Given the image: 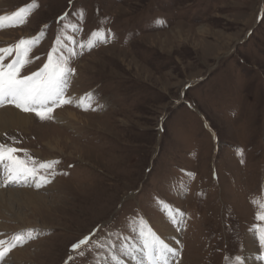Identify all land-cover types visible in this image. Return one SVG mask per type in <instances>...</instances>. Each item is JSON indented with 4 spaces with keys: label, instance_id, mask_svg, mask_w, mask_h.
I'll return each mask as SVG.
<instances>
[{
    "label": "rangeland",
    "instance_id": "rangeland-1",
    "mask_svg": "<svg viewBox=\"0 0 264 264\" xmlns=\"http://www.w3.org/2000/svg\"><path fill=\"white\" fill-rule=\"evenodd\" d=\"M21 10L23 23L0 25V48L38 40L21 75L54 46L71 50L66 95L84 101L0 131V142L60 161L52 183L29 187L41 200L25 196L0 218V240L35 237L0 264H104L140 244V218L160 231L171 211L184 214L178 264L264 257L252 203L264 202V0H0V17ZM84 236L86 254L71 252Z\"/></svg>",
    "mask_w": 264,
    "mask_h": 264
},
{
    "label": "snow or ice",
    "instance_id": "snow-or-ice-1",
    "mask_svg": "<svg viewBox=\"0 0 264 264\" xmlns=\"http://www.w3.org/2000/svg\"><path fill=\"white\" fill-rule=\"evenodd\" d=\"M24 10L15 13L12 17H0V24L4 20H11L12 26L23 23L22 13ZM64 19L61 17V20ZM73 30H78L75 27ZM98 42H104V33L93 32ZM59 42V37L57 38ZM37 39H20L15 45L0 48V108L12 106L23 113H31L41 121L54 119L55 109L64 105L75 104L77 107L83 106L84 97L73 99L66 95L70 77L74 74V69L70 67L71 56L74 52L64 51L58 46H54L47 55V61L39 70L30 75H21L22 69L30 64V52ZM94 41L89 40L87 47H94ZM85 47V45H81ZM8 57L12 59L5 63ZM39 59V57H37ZM89 107H91V95L87 96ZM88 110V109H84ZM18 143L15 139L12 143L0 142V187H34L40 189L52 183L58 173L57 166L59 160L38 161L23 149H18L13 145ZM23 152L20 156L17 153ZM238 155L242 152L238 151ZM243 163V161H241ZM66 175V173H64ZM254 207H258L256 219L264 221V202L252 201ZM183 212L176 211L170 216V222L179 230L183 223ZM258 233V242L264 248V228L255 229ZM140 244L135 247L121 245L120 253L127 256L134 264H172L171 258L178 255V251L164 242L151 227L146 225L143 218H140L138 229ZM35 238L32 230L15 234L11 241L0 240V262L4 261L8 253L17 246H23L27 241ZM89 236H84L77 243L71 245V252L85 255L82 246L88 245ZM96 247H103L99 243ZM139 253V255H137ZM121 255L109 253L110 264H123ZM72 259L69 255L68 261ZM105 261L104 264H108ZM236 264H241L239 256L236 257Z\"/></svg>",
    "mask_w": 264,
    "mask_h": 264
},
{
    "label": "bare ground",
    "instance_id": "bare-ground-1",
    "mask_svg": "<svg viewBox=\"0 0 264 264\" xmlns=\"http://www.w3.org/2000/svg\"><path fill=\"white\" fill-rule=\"evenodd\" d=\"M13 15H9L7 17H12ZM2 17H6V16H2ZM10 22H12V21L6 19L2 23L6 24V23H10ZM69 95L73 99H78V97L81 96L78 93H74L73 97L71 96V94H69ZM61 112H63L64 115H66V120H69V119L77 120V118H78L76 113L73 111H70V110L66 111V109H64ZM61 112H59V113L61 114ZM55 115H57V114H55ZM27 116H29V114L23 113L19 109H16L12 106H6L4 108H0V131L8 129V128H12L14 126L16 127L17 125H19V126L22 125L24 127L26 125H30L31 119L27 118ZM57 121L61 122V121H59V119ZM58 143H59L58 141L54 142L52 140L45 141L46 146H49L50 149H55V150H57L59 148ZM59 149H61V148H59ZM25 196H27L30 201L36 200V199L41 200V196L35 194V192L33 191V188L15 187V186L0 187V218L1 217L3 218V215L9 211L11 204L14 201L19 200ZM173 213H174V211H171L170 216ZM171 225L169 228L168 227H162L160 231L154 230L153 232L156 233L162 240H164V242L167 243L170 247H173L174 249H176L178 251V247H179L178 246V241H179L178 233L175 230L176 226H174L172 223H171ZM1 228L4 229V226L2 223H0V229ZM17 250L13 251L12 255H15L16 253H18ZM137 255H139V253H137ZM242 259H243L242 264H264V259L261 257V255H259L254 250L246 251ZM127 260H128V263H125V264H134V262L131 261L129 258ZM171 261H172V264H176V263L178 264L179 263L177 256L171 258Z\"/></svg>",
    "mask_w": 264,
    "mask_h": 264
}]
</instances>
